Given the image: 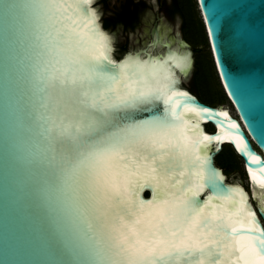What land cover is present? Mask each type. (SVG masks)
<instances>
[{
	"label": "water",
	"instance_id": "obj_1",
	"mask_svg": "<svg viewBox=\"0 0 264 264\" xmlns=\"http://www.w3.org/2000/svg\"><path fill=\"white\" fill-rule=\"evenodd\" d=\"M46 2L0 0V264H99L94 255L97 238L88 228L92 216L78 173H67L59 158L51 160L52 138L45 131V119L52 113L50 107L43 106L41 75L46 66L50 69L55 63L61 43L56 26L49 20L52 13L43 7ZM148 2L138 31H127L133 35L131 50L121 49L118 54L115 40L122 44L127 33L123 25L107 29L103 23V18L113 16L115 1L92 0L80 7L85 13H95L99 31L109 43L110 61L137 62L149 69L154 66L158 78L171 82L170 91L186 95L174 97L179 105L150 97L122 110H111L108 125L101 126L103 132L118 135L121 128L167 116L182 126L184 143L200 138L194 154L204 164L192 175L195 183L204 185L195 197L204 213L222 216L225 223L231 220L238 229L258 224L264 230V0H198L218 73L236 114L223 104L202 100L188 86H194L198 66L193 47L181 36L179 14L162 16L165 34L158 25L153 28L154 49H137L150 27L155 11L152 2L157 7V0ZM176 33L180 37L173 39ZM158 43L162 45L159 49ZM208 124L214 129L209 130ZM227 144L244 161L252 195L242 182L229 181L217 164L216 156ZM182 171L176 170L172 183L151 187L144 176H129L127 187L133 198L160 202L180 187ZM193 191L189 185L183 194L191 196ZM242 239L237 235V249ZM224 251L227 256L228 249ZM247 253L251 258L240 264H264V254L253 251L251 244L240 254ZM224 264L235 261L229 258Z\"/></svg>",
	"mask_w": 264,
	"mask_h": 264
},
{
	"label": "snow or ice",
	"instance_id": "obj_2",
	"mask_svg": "<svg viewBox=\"0 0 264 264\" xmlns=\"http://www.w3.org/2000/svg\"><path fill=\"white\" fill-rule=\"evenodd\" d=\"M91 2L47 0L43 5L52 13L49 20L61 43L55 63L41 75V91L43 106L52 113L45 119V131L52 138L51 160L59 158L67 173H78L92 216L88 228L97 238L96 260L99 264H224L230 258L240 264L251 258V253L240 254L248 244L264 254V230L258 224L238 229L222 216L206 215L195 200L204 188L192 175L204 164L194 154L199 137L184 143L182 126L167 116L121 128L118 135L103 132L101 126L108 125L111 110L150 97L179 105L174 97L186 93L170 91L171 82L158 78L154 66L110 61L109 43L99 31L95 13L80 7ZM177 169H183L180 187L163 201L133 198L127 187L129 176L141 175L149 187L170 184ZM189 185L195 191L185 196ZM221 228L230 232L218 231ZM237 235L243 237L239 249Z\"/></svg>",
	"mask_w": 264,
	"mask_h": 264
},
{
	"label": "flooded vegetation",
	"instance_id": "obj_3",
	"mask_svg": "<svg viewBox=\"0 0 264 264\" xmlns=\"http://www.w3.org/2000/svg\"><path fill=\"white\" fill-rule=\"evenodd\" d=\"M104 2H108V0H103ZM115 1V8L113 12V16L110 18H103V23L104 26L109 29L113 25H123V29L125 33H127V40L125 42H122L120 44L118 40H115V45L118 54V51L121 49H129L131 44H132V33L127 32L130 28L137 32L138 26H140V23L143 22V13L144 9H147V7L150 5L148 0H114ZM151 5V8H153L155 11L152 13L150 16V21L148 24H150V27L148 28V33H145V29L141 28L142 31L147 34L146 36L148 37H141V46L137 49H144L148 48L149 50H152L155 48L154 41L156 40V35H152V30L153 28L158 25L162 33L165 34V31L163 30L162 27V16H168V17H176L178 14L181 17V36L183 39L188 41L191 46L193 47L194 50V58L195 54L197 52V49L201 46H198V44L194 41V38L189 36V33L187 34L186 29L189 27V24L194 25L197 29V17L195 14V11L193 10V5L190 8L188 4H186V8L183 6V3L181 0H157V7L154 5V2ZM189 7V8H188ZM158 8V10H156ZM185 8V9H184ZM190 9V10H189ZM185 11V12H184ZM128 13V14H127ZM130 14V16H129ZM189 19V20H188ZM111 21L113 25L111 26H106V22ZM188 21V22H187ZM193 31V27L190 28V33ZM176 37H180L177 33L175 34V37L173 39H176ZM207 37V34H206ZM149 38V39H148ZM208 40V39H207ZM203 45V44H202ZM121 46V47H120ZM162 47L160 43H158L157 49ZM202 48V47H201ZM129 49L128 51H130ZM127 52V51H126ZM209 57L211 58L210 54ZM196 61V58H195ZM213 63V62H212ZM214 67V65H213ZM218 85V84H217ZM196 94L199 95V90L198 88H195V86H190L188 85ZM219 87V85H218Z\"/></svg>",
	"mask_w": 264,
	"mask_h": 264
},
{
	"label": "trees",
	"instance_id": "obj_4",
	"mask_svg": "<svg viewBox=\"0 0 264 264\" xmlns=\"http://www.w3.org/2000/svg\"><path fill=\"white\" fill-rule=\"evenodd\" d=\"M187 4L190 5L189 6L190 8L193 5L192 8L195 11L197 22H198L197 29L196 27H194V25L190 24V28L193 27V31L191 32L195 33V35H193L195 37L194 40L197 44L199 43L205 44L207 42V37H206L205 29H204V23L202 19L198 16V13L196 11L195 2L193 0H188ZM106 24H107L106 26L113 25L111 21H107ZM199 49L204 51V48L199 47L198 50ZM203 56H205L204 61L202 62V64L200 63V65H198V67L195 68L194 86L195 88H198L199 92H201V90L205 91L206 94L204 95L199 93V96L202 100L210 104H213V105L222 104L220 102L227 98V94H225V92L221 88L217 92L213 91L206 83L207 80H210V81H215L216 84H218L216 80V75H215L212 59L209 57V54H207L205 51H204ZM195 66H197V61H195ZM195 75H199V76L195 77ZM227 145H224L221 152L216 156L217 164L223 167L226 173L228 169H231V168L237 169L239 167V156H240L231 144H227Z\"/></svg>",
	"mask_w": 264,
	"mask_h": 264
},
{
	"label": "rangeland",
	"instance_id": "obj_5",
	"mask_svg": "<svg viewBox=\"0 0 264 264\" xmlns=\"http://www.w3.org/2000/svg\"><path fill=\"white\" fill-rule=\"evenodd\" d=\"M182 3H183V6L185 7L186 4H187V1L188 0H181ZM195 2V6H196V11L198 13V16L202 19L203 23H204V19H203V16H202V13H201V10H200V7H199V3H198V0H193ZM185 12V11H184ZM189 20V19H188ZM188 22V21H187ZM204 29H205V32L207 34V42L205 44H198V46H203L204 47V51L207 53V54H210L211 56V59H212V62H213V65H214V71H215V75H216V80H217V83L219 85L216 84L215 81H210V80H207V84L208 86L215 92H217L220 88L226 93L225 91V88L222 84V81H221V78L219 76V73H218V70H217V66H216V63H215V60H214V56H213V52H212V49H211V45H210V41H209V37H208V32H207V29H206V26H205V23H204ZM186 32L187 34L189 33V36L195 38L193 35H195V33H190V24H189V27L186 29ZM195 41V40H194ZM204 51H202L201 49L197 50L196 54H195V58L197 60V66L200 65V63L202 64V62L204 61ZM205 63V62H204ZM203 63V64H204ZM199 75H196V77H198ZM202 95L206 94L204 90H201L200 92ZM220 103H222L223 105L227 106L230 108L231 112L233 114H236V110H235V107L233 106L231 100L229 99L228 95H227V98L222 100ZM207 128L209 130H213L214 127L213 125L211 124H208L207 125ZM229 146V145H227ZM227 175H228V180L231 181V182H242L250 191H252V186L251 184L249 183V180H248V176H247V173H246V170H245V166H244V161L242 159L241 156H239V167L237 169H228L227 170Z\"/></svg>",
	"mask_w": 264,
	"mask_h": 264
},
{
	"label": "bare ground",
	"instance_id": "obj_6",
	"mask_svg": "<svg viewBox=\"0 0 264 264\" xmlns=\"http://www.w3.org/2000/svg\"><path fill=\"white\" fill-rule=\"evenodd\" d=\"M230 112H231V110H230ZM237 112V111H236ZM232 113V112H231ZM225 141H227V140H225ZM246 173H247V176H248V180H249V183L251 184V186H252V181H251V178H250V175H249V172L246 170ZM253 193V191H250V194L252 195V193Z\"/></svg>",
	"mask_w": 264,
	"mask_h": 264
}]
</instances>
